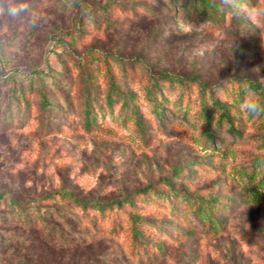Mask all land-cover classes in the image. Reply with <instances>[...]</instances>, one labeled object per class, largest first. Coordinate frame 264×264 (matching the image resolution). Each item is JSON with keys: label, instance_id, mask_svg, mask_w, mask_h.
<instances>
[{"label": "rangeland", "instance_id": "1", "mask_svg": "<svg viewBox=\"0 0 264 264\" xmlns=\"http://www.w3.org/2000/svg\"><path fill=\"white\" fill-rule=\"evenodd\" d=\"M18 1L26 7L21 23L17 20L7 26L0 12V42H10L3 67L18 76L32 69L62 68V72L49 73L46 83L55 95L64 93L65 102L57 105L46 127L34 119L36 93L26 92L30 118L13 130L0 132V195L7 200L14 195L32 207L26 208L32 217L37 213L49 216L54 208L47 195L59 188L80 196L112 198L149 185L160 187L171 178L178 189L194 196L215 194L221 202L231 199L232 208L221 213L223 223L217 233L180 235L158 264H264V112L249 115L241 107L244 99L230 104L229 117L238 131H229V122L224 120L222 126H215L220 137L209 143L177 111L173 104L178 96L170 93L169 108L160 123L146 111L144 135L132 123L112 115L87 129L77 66L89 51L103 50L122 55L138 79L147 63L155 72L195 73L216 87L239 79L264 84L260 80L264 77V31L228 14L216 25L202 16L184 15L166 2H162L164 7L153 5L152 13L146 14L141 4L149 5L148 0ZM109 3L122 5L124 12L106 9ZM135 11L139 16L132 14ZM29 23L33 28L26 34ZM22 33L29 42L19 51L14 42L23 41ZM139 97L143 99L141 91ZM218 119L215 112L214 121ZM248 178L253 179L251 185L246 184ZM169 207L153 194L138 205L140 211L153 215H166ZM78 234L83 237L81 243L68 248L51 242L37 227L18 230L10 234L14 249L6 260L0 248V264H21L27 257L32 264H85L101 251L113 264H130L118 259L119 250L130 248L125 234L114 241L91 238L85 230ZM22 238L25 250L19 247Z\"/></svg>", "mask_w": 264, "mask_h": 264}, {"label": "trees", "instance_id": "2", "mask_svg": "<svg viewBox=\"0 0 264 264\" xmlns=\"http://www.w3.org/2000/svg\"><path fill=\"white\" fill-rule=\"evenodd\" d=\"M148 1L149 5L141 4L146 14L152 13L153 5L155 7L160 4L159 6L164 7L162 2L176 6L184 15L202 16L216 25H219L227 14V9L222 7L220 0ZM16 3L15 0H0V12L8 23L3 24L8 26L17 23V20H20V23L24 21L26 7L20 1ZM111 7L124 12L123 6L117 3L105 6L106 9ZM18 8H23L24 11L18 15L9 14L10 10L16 12ZM132 14L139 16L140 13L135 11ZM25 28L24 32L27 34L33 28V23H29ZM22 35V42L19 38L14 42L19 51L24 50L29 42V38L26 39L24 33ZM9 44V41L0 42V132L13 130L18 124L30 118L27 93L34 92L38 99L36 103L38 113L34 119L49 127V119L57 105L65 102V94L55 95L46 83V76L49 73L62 72V68L35 69L36 71L32 69L31 72L20 76L15 71L9 72L3 67L2 61L7 59L5 57L8 56ZM77 66L81 79L78 88L81 114L83 125L87 129L97 126L104 116L112 115L113 118H122L124 123H132L135 130L144 135L147 124L143 116L146 111L153 121L160 123L169 108L167 96L172 93L178 96L177 102L173 105L187 123L198 131V135L204 138L205 142L214 143L220 137V134L215 132L216 124L220 127L225 120L229 122L227 127L229 131L232 133L238 131L229 117L230 104L244 99L246 87L264 98V84L251 79H239L240 82L231 80L216 87L195 73H176L168 69L155 72L147 63H144L143 75L138 79L135 71L128 69L122 55L116 52L101 50V53H95L91 50L80 57ZM131 83L137 84L138 89H134ZM102 85L104 90L101 89ZM140 91L143 99L139 97ZM193 106L195 114L190 118L188 115ZM215 112L219 114L218 121H214ZM249 174L248 177L253 176ZM262 175L264 177V169ZM252 181V178H248L246 184L251 185ZM152 194L170 206L166 215L140 211L139 203L148 201ZM3 196L4 194L0 195V205L4 206L0 208V236L2 235L0 248L5 260L9 250L14 247L10 234H16L21 229L24 232L30 231L37 227L49 236L51 242L64 244L68 248L81 243L83 237L79 236V230H85L91 238H97L99 241L107 239L114 241L121 234H125L130 248L125 252L123 249L119 250L118 259L121 262L158 264L168 248L173 245L174 239L180 235L217 233L218 226L223 223L221 213L232 208L231 199H228L229 202H221L215 194L194 196L178 189L171 178L164 180L160 187L149 185L137 192L124 193L112 198L80 196L72 190L59 188L47 195L46 199L53 202L54 208V213L49 216L37 213L32 217L28 212L32 207L24 206L14 195H10L8 200ZM58 202L65 204L59 205ZM123 221L126 227L123 226ZM36 240L40 241L39 237ZM25 242L24 238L20 240L19 247L22 250L26 249ZM99 247L102 250L101 244ZM21 264H32V261L27 257ZM85 264L113 263L107 258L106 253L101 251L96 258L86 259Z\"/></svg>", "mask_w": 264, "mask_h": 264}, {"label": "clouds", "instance_id": "3", "mask_svg": "<svg viewBox=\"0 0 264 264\" xmlns=\"http://www.w3.org/2000/svg\"><path fill=\"white\" fill-rule=\"evenodd\" d=\"M224 9H227V14L234 18H245L251 21L258 29L264 31V0H257L256 3H251L250 0H220ZM24 11L23 8H18L16 12L9 11L10 15H18ZM260 80H264L261 77ZM242 110L249 115L255 117L264 112V102L259 95L250 88H245V97Z\"/></svg>", "mask_w": 264, "mask_h": 264}]
</instances>
